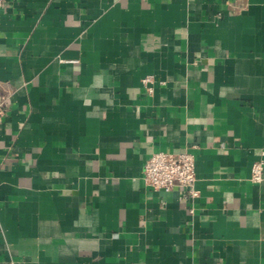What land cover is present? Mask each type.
<instances>
[{
	"label": "crops",
	"instance_id": "0c3cea01",
	"mask_svg": "<svg viewBox=\"0 0 264 264\" xmlns=\"http://www.w3.org/2000/svg\"><path fill=\"white\" fill-rule=\"evenodd\" d=\"M0 98V264H264V0H3Z\"/></svg>",
	"mask_w": 264,
	"mask_h": 264
},
{
	"label": "built area",
	"instance_id": "2783aa9c",
	"mask_svg": "<svg viewBox=\"0 0 264 264\" xmlns=\"http://www.w3.org/2000/svg\"><path fill=\"white\" fill-rule=\"evenodd\" d=\"M2 4L3 0H0V7ZM143 83L148 93L152 94L154 77L147 76ZM1 108L0 106V116L3 114ZM143 178L145 183L155 191L169 192L175 187H179L184 189L190 197H196L198 194L195 187L197 181L195 159L188 152L177 154L158 151L154 153L144 166ZM251 180L254 183L264 181V159L254 163Z\"/></svg>",
	"mask_w": 264,
	"mask_h": 264
}]
</instances>
